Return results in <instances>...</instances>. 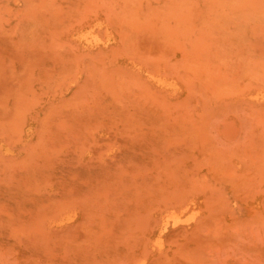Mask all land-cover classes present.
Returning a JSON list of instances; mask_svg holds the SVG:
<instances>
[{
  "label": "rangeland",
  "instance_id": "1",
  "mask_svg": "<svg viewBox=\"0 0 264 264\" xmlns=\"http://www.w3.org/2000/svg\"><path fill=\"white\" fill-rule=\"evenodd\" d=\"M0 264H264V0H0Z\"/></svg>",
  "mask_w": 264,
  "mask_h": 264
}]
</instances>
